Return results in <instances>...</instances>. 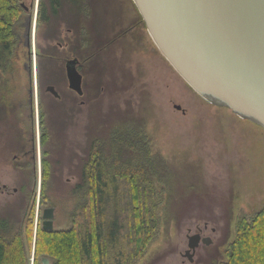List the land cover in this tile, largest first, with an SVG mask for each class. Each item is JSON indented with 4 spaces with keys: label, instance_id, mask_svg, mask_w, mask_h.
Masks as SVG:
<instances>
[{
    "label": "rangeland",
    "instance_id": "obj_1",
    "mask_svg": "<svg viewBox=\"0 0 264 264\" xmlns=\"http://www.w3.org/2000/svg\"><path fill=\"white\" fill-rule=\"evenodd\" d=\"M38 5L35 0L34 10ZM87 6V19L81 13L72 17L71 3L62 0L56 17L46 5L47 25L37 26L33 20V118L23 36L12 60L13 72L0 76L8 84L4 90L0 86V219L14 228H28L33 207L32 264L42 210L54 209L53 231L70 229V212L77 202L71 191L91 141L116 125H129L143 130L159 159L167 199L156 238L134 264L225 260L236 219L251 217L264 202V130L199 97L160 54L147 31L135 29L140 18L131 0H92ZM72 56L84 60L82 97L68 89L65 77L64 58ZM49 85L59 99L45 91ZM42 127L48 134L44 144ZM32 128L35 162L22 155ZM43 158L49 173L42 198ZM197 228L212 244H200L189 262L182 256L186 236L188 230L190 235L197 233Z\"/></svg>",
    "mask_w": 264,
    "mask_h": 264
},
{
    "label": "trees",
    "instance_id": "obj_2",
    "mask_svg": "<svg viewBox=\"0 0 264 264\" xmlns=\"http://www.w3.org/2000/svg\"><path fill=\"white\" fill-rule=\"evenodd\" d=\"M24 1L0 0V76L13 72L12 60L19 43L17 29L24 17L20 4ZM66 1L72 5V14L75 10L72 17L81 13L84 19L89 18L86 9L92 0ZM61 2L39 0L37 26L49 22L46 5L51 17H56ZM77 28H71L74 34ZM0 83L3 90L7 88L6 81ZM47 135L42 127V144ZM47 163L43 158L42 198L47 188ZM162 170L142 129L119 124L106 136L93 139L81 165L79 181L71 191L77 199L70 212L71 227L64 231H44L39 227L32 264H41V258H47L49 264L139 262L161 227V213L167 202ZM30 212L25 229L0 219V264H31L29 224L33 207ZM234 229V238L224 251L225 260L215 264H264V202L251 217H238Z\"/></svg>",
    "mask_w": 264,
    "mask_h": 264
},
{
    "label": "water",
    "instance_id": "obj_3",
    "mask_svg": "<svg viewBox=\"0 0 264 264\" xmlns=\"http://www.w3.org/2000/svg\"><path fill=\"white\" fill-rule=\"evenodd\" d=\"M131 1L160 54L199 97L264 130V0ZM65 76L68 89L82 96L75 59L67 61ZM45 91L59 98L53 86ZM34 94L29 73L30 118ZM41 220L42 230L53 231L54 209H43ZM196 230L192 235L188 230L182 254L189 262L200 244H212L209 237H201L200 228ZM40 262L49 264L47 258Z\"/></svg>",
    "mask_w": 264,
    "mask_h": 264
},
{
    "label": "flooded vegetation",
    "instance_id": "obj_4",
    "mask_svg": "<svg viewBox=\"0 0 264 264\" xmlns=\"http://www.w3.org/2000/svg\"><path fill=\"white\" fill-rule=\"evenodd\" d=\"M26 3H28V5H26ZM34 3H35V0H25L24 2H22L20 4V6H21V8H22V10L24 12V17H23L22 21L19 24V28L17 29L18 38H19V44L22 41V36L25 39L24 46L27 49V51H26V55H25V57H26V63L24 62L25 63L24 64V68L26 69V72L28 74V77H29V73L32 74L33 68L35 66L34 59H36V57H35L36 53H33L32 52V35H33V30H34L33 20L34 21H35V19L37 20L38 8H35V10H34ZM139 18H140V24L137 27H135V29L136 28H139L141 26V29H143V31H145L146 29H145V26L143 27L144 23H143L140 15H139ZM29 22H30V33H29L30 34V43H29L30 47L28 48L27 47L26 35L28 34V25H29L28 23ZM142 23H143V25H142ZM32 28H33V30H32ZM67 31H68V33L71 32V30H67ZM21 34H23V35H21ZM65 47H66V45H65ZM32 54H34V55H32ZM48 58L50 60L51 59L52 60H56L55 57L54 56H51V55H48ZM32 59H33V61H32ZM72 59H75L76 60V70H77V72L82 77V82H81V88H82V85H83V76H82V74L80 72V68L82 67V64H84L83 63L84 60H80L76 56H72L69 59L68 58H64V70H65V66H66L67 61L72 60ZM53 62H55V61H53ZM80 97H82V96H80ZM80 104H83V102L80 103ZM16 143L18 145V142H16ZM23 149H24V147H23ZM22 155H23V157L29 156L30 159H31V161L32 162H35L36 151H35V136H34L33 128H32L31 137L29 139L28 147H25V151H23ZM204 230H206V229H204ZM212 231H214V230H212ZM196 232H197V230H196ZM200 235H201V237H203L202 236V233H200Z\"/></svg>",
    "mask_w": 264,
    "mask_h": 264
}]
</instances>
